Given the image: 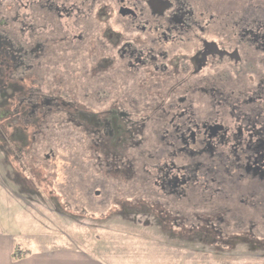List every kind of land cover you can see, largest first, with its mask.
<instances>
[{"label": "flooded vegetation", "instance_id": "1", "mask_svg": "<svg viewBox=\"0 0 264 264\" xmlns=\"http://www.w3.org/2000/svg\"><path fill=\"white\" fill-rule=\"evenodd\" d=\"M0 152L19 200L264 257V0H0Z\"/></svg>", "mask_w": 264, "mask_h": 264}, {"label": "rangeland", "instance_id": "2", "mask_svg": "<svg viewBox=\"0 0 264 264\" xmlns=\"http://www.w3.org/2000/svg\"><path fill=\"white\" fill-rule=\"evenodd\" d=\"M42 173L44 174V172ZM38 177L42 178L43 176L39 175ZM15 188L14 185L8 186L5 183L3 156L0 152V221L2 226L18 237V240L22 237L20 242L26 251L37 248L36 243H45L44 241H47L48 237L56 238L57 235L60 238L74 237V233L84 229V231H90L87 236L95 244L89 249H85L92 254L109 260H117L118 258H125L123 257L124 253H129L127 259L146 261L152 257L154 251H158L149 243L158 244L159 240L164 241L161 236H157L158 239H152V234H149L146 229L135 227L129 220L126 222H107L99 212H91L90 215L81 213L84 200L78 202L71 200L70 207H66L67 202L63 197L59 202L52 203L22 201L13 196L12 193L16 192ZM41 188L47 194L51 191L45 184ZM17 205L20 209L17 208ZM104 231L108 232L105 233ZM81 235L83 234H79L80 237H82ZM126 245H130L138 254L131 253L130 250L126 251ZM200 252L199 258L203 263L208 264L209 260L205 256L211 255V251L200 250ZM243 253L246 252L243 251ZM223 264L230 263L226 261Z\"/></svg>", "mask_w": 264, "mask_h": 264}, {"label": "crops", "instance_id": "3", "mask_svg": "<svg viewBox=\"0 0 264 264\" xmlns=\"http://www.w3.org/2000/svg\"><path fill=\"white\" fill-rule=\"evenodd\" d=\"M6 197L9 199L8 196ZM17 208L20 209L18 205ZM2 225L0 221V264H205L199 258L201 255L200 249L196 247H185L183 245H178L176 247L169 244H155L149 242L148 243L158 249V251H154L152 257L146 261L127 259L126 257H129V253H124L123 257L125 258H118L117 260L101 258L85 250L95 244L92 239L87 236L90 231H84V229L81 232L77 231L78 233H74V237L60 238V236L57 235L56 238H52L48 237L47 234L48 240L44 241L45 243H36L35 246H37V248H33L32 250L28 249L26 251L20 242L22 241V237L18 240L17 236ZM104 232L107 233L108 231ZM81 233L83 234L81 235L82 237L79 236ZM118 234L121 235L120 233ZM17 248L19 251L21 249L19 253L21 256L19 259L15 258ZM126 248V251L130 250L131 253L138 254L130 245H126ZM220 257L221 256L215 254L205 256V258L209 260L208 264H223V262L226 261L230 264H264V257L260 258L259 256L252 258Z\"/></svg>", "mask_w": 264, "mask_h": 264}, {"label": "trees", "instance_id": "4", "mask_svg": "<svg viewBox=\"0 0 264 264\" xmlns=\"http://www.w3.org/2000/svg\"><path fill=\"white\" fill-rule=\"evenodd\" d=\"M19 253H20V251H19V249L17 248V249H16V254H15V258H16V259H19L20 256H21V255H19Z\"/></svg>", "mask_w": 264, "mask_h": 264}]
</instances>
